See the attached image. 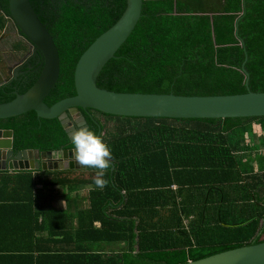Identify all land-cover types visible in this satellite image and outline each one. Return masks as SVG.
I'll return each mask as SVG.
<instances>
[{
    "label": "trees",
    "instance_id": "trees-1",
    "mask_svg": "<svg viewBox=\"0 0 264 264\" xmlns=\"http://www.w3.org/2000/svg\"><path fill=\"white\" fill-rule=\"evenodd\" d=\"M1 3L0 30L9 18L7 0ZM30 5L53 38L61 61L57 82L44 99L51 106L76 95L78 60L119 20L126 0H31ZM245 57L247 87L241 69ZM35 80L36 76L26 81L17 93H25ZM96 85L115 93L180 96L244 94L247 89L264 92V0H143L140 20L104 65ZM13 98L10 86H0V103ZM81 111L88 127L97 133L99 124ZM96 113L124 123L115 125L106 139L114 156L113 169L105 177L109 183L103 190L92 189L90 208L80 215L88 223V233L80 221L73 242L85 246L66 254L50 249L36 250L37 255L26 251L20 255V264H184L264 242V224L257 226L264 220V194L263 198L262 192L258 198L250 194L240 207L222 195L227 183L241 179L230 172L238 166L231 150L241 144L245 133L263 134L264 117L122 118ZM100 128L106 130L102 124ZM0 129L13 131L17 151L74 149L61 121L38 119L32 111L0 120ZM260 144L264 146V139ZM251 161L259 164L260 173L250 179L264 190V155ZM87 169L96 174V169ZM21 173L30 193L37 181H32L30 171ZM38 181L43 186L56 184ZM178 183H197L204 194L198 202L200 217L188 226L181 219L187 207L176 203L171 190ZM90 184L94 185V179ZM13 185L20 187L0 179L2 188ZM211 192H218V202L205 199V193ZM162 211L169 212V217L160 218ZM215 224L223 231L215 235L222 238L217 244L204 234ZM54 234L49 238L59 237ZM61 237L70 238L68 234ZM108 243L121 247L109 251L103 245Z\"/></svg>",
    "mask_w": 264,
    "mask_h": 264
},
{
    "label": "water",
    "instance_id": "water-1",
    "mask_svg": "<svg viewBox=\"0 0 264 264\" xmlns=\"http://www.w3.org/2000/svg\"><path fill=\"white\" fill-rule=\"evenodd\" d=\"M31 0H7L9 20L18 34L32 46L33 54L42 61L37 79L25 93H14L10 102L0 103V120L34 112L38 119H58L69 133L75 131L68 116L86 124L82 112L92 118L88 110L124 118L167 119H226L264 117V92L214 96H180L169 94L115 93L96 85V78L104 65L114 58L141 18L143 0H126V8L119 20L98 37L81 55L74 73L76 95L57 101L51 106L44 99L59 77L61 61L53 38L30 5ZM245 73V85L248 73ZM97 135H100V127ZM74 149L51 152L17 151L13 145V131L0 129V171H33L46 169L47 161L64 162L66 168L86 170L75 162ZM39 162L42 164L40 165ZM113 165L111 167V171ZM184 264H264V242L244 245Z\"/></svg>",
    "mask_w": 264,
    "mask_h": 264
},
{
    "label": "crops",
    "instance_id": "crops-1",
    "mask_svg": "<svg viewBox=\"0 0 264 264\" xmlns=\"http://www.w3.org/2000/svg\"><path fill=\"white\" fill-rule=\"evenodd\" d=\"M255 132L252 133L253 136L245 133L241 144L231 150L232 158L238 166L230 172L232 176L241 179L232 183L231 186L225 185V193L222 195L225 201L236 202L237 207L250 200L251 195L256 194L258 198L259 192H262L263 198V188L258 182L255 183L256 185L253 184V179L248 182L251 176L260 173L258 163L252 162L251 159L264 155V148H262L264 146L260 144L264 139V133L257 132L255 135ZM254 139L256 141H252ZM54 163L55 161H47L45 170L41 167L33 171L28 170L31 172L32 181H37L30 193L23 183L25 177L21 173L27 171H0V179L20 184V187L17 185L0 187V191L2 189L0 192V257H2L0 261L2 264H20V255L30 250H33L35 255H37L36 250L40 249H50L66 254L72 253L76 247L83 249L85 246L83 244L76 246L73 240L75 233L79 232L80 221L82 225L86 224L85 233H88V223H85L80 215L90 208V192L96 188L95 185L90 184V180L94 179L96 174L88 170L66 168L62 161L58 165ZM39 164L42 163L39 162ZM42 172L47 173L42 174ZM38 180H51L56 184L43 186ZM62 180L66 184L58 183ZM171 190L176 203L187 207L186 215L181 214L183 224L188 226L189 223L197 221L200 217L198 202H201L204 197L199 184H173ZM205 194H208L205 199H210L211 202H218L220 199L218 192ZM258 211L259 208H257ZM109 214L111 212L108 210L107 215ZM163 217L168 218L169 212L162 211L160 218ZM113 219L116 218L113 217ZM260 223L263 226L264 220H260ZM94 227L99 229L100 224L96 223ZM51 232L59 237L50 239ZM67 234L70 238L62 240L61 236H67ZM103 245L109 251L115 248L116 252L121 247L120 244ZM86 247L88 248V242ZM98 247L100 248L101 245Z\"/></svg>",
    "mask_w": 264,
    "mask_h": 264
},
{
    "label": "flooded vegetation",
    "instance_id": "flooded-vegetation-1",
    "mask_svg": "<svg viewBox=\"0 0 264 264\" xmlns=\"http://www.w3.org/2000/svg\"><path fill=\"white\" fill-rule=\"evenodd\" d=\"M1 5L2 3L0 0V7ZM1 14L2 12L0 9V15ZM6 20V27L0 30V44L4 40L8 39L10 41H13L15 45L12 46L11 50L7 49L6 51H3L4 49L2 47L0 48L2 50V52L0 51V86H10L12 88V92L15 93L17 92V89H19V87L21 88V86L26 81H29L35 76L37 79L38 73L40 71V64L42 61L40 60L38 55L33 54V46L23 36L18 34V31L15 29L12 21L7 18ZM88 112L90 113L92 118H90L88 115L87 116L93 123L99 124L100 127V125L102 124L98 118L100 114L92 110H88ZM82 116L86 119V124L84 126L88 127L87 118L83 112ZM68 118L71 122L70 125L74 127L75 131L78 130L81 125L79 124L77 118L70 115L68 116ZM105 134L106 131H101L100 128V135H103L105 139H108L110 135L106 138ZM86 170L88 169L86 168Z\"/></svg>",
    "mask_w": 264,
    "mask_h": 264
},
{
    "label": "clouds",
    "instance_id": "clouds-1",
    "mask_svg": "<svg viewBox=\"0 0 264 264\" xmlns=\"http://www.w3.org/2000/svg\"><path fill=\"white\" fill-rule=\"evenodd\" d=\"M71 141L74 145L73 159L82 167L96 169L94 185L103 190L109 183L105 178L107 170L112 167L113 151L103 135L81 125L72 132Z\"/></svg>",
    "mask_w": 264,
    "mask_h": 264
},
{
    "label": "rangeland",
    "instance_id": "rangeland-1",
    "mask_svg": "<svg viewBox=\"0 0 264 264\" xmlns=\"http://www.w3.org/2000/svg\"><path fill=\"white\" fill-rule=\"evenodd\" d=\"M15 43L13 41H10V40H4L2 43H1V47L4 49L3 51H6V49L8 50H11L12 46H14ZM2 52V50H1ZM98 116V115H97ZM99 120L101 121V123L104 125V127L106 128V134H105V137L107 138L109 136V133H112L113 132V129H114V126L115 125H119L121 123H124V121H118L117 119H114V118H105L103 116H98ZM137 121V120H135ZM134 122V121H133ZM131 121V123H133ZM257 132H255V135H256ZM258 135V134H257ZM253 136V134H252ZM252 141H256V139L252 140ZM247 144V141L245 142ZM257 165V164H256ZM253 167V165H252ZM254 168V167H253ZM258 169H259V164H258ZM251 179H248V182L250 181ZM232 183H227L228 186H230ZM217 189L219 187H216ZM221 189V188H220ZM264 192V190H263ZM264 194V193H263ZM256 225V224H255ZM254 225V226H255ZM260 225L261 223L257 226H258V229L260 228ZM223 231H221V227H219V225L215 224V225H212L210 227H208V229H204V234L210 236V238H206L207 241H211L213 244H217V242H219L222 238H218V236H215L217 235L218 233H222ZM246 237V236H245ZM115 249V248H114ZM113 249V250H114Z\"/></svg>",
    "mask_w": 264,
    "mask_h": 264
}]
</instances>
